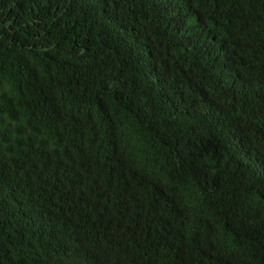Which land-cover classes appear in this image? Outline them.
Masks as SVG:
<instances>
[{
  "label": "trees",
  "instance_id": "obj_1",
  "mask_svg": "<svg viewBox=\"0 0 264 264\" xmlns=\"http://www.w3.org/2000/svg\"><path fill=\"white\" fill-rule=\"evenodd\" d=\"M0 264H264V0H0Z\"/></svg>",
  "mask_w": 264,
  "mask_h": 264
}]
</instances>
